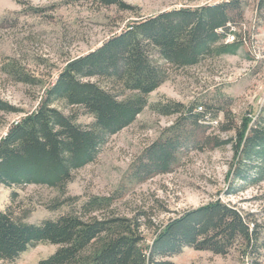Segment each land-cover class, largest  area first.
Segmentation results:
<instances>
[{
  "label": "trees",
  "instance_id": "1",
  "mask_svg": "<svg viewBox=\"0 0 264 264\" xmlns=\"http://www.w3.org/2000/svg\"><path fill=\"white\" fill-rule=\"evenodd\" d=\"M85 1L133 10L122 0ZM254 1L257 12H264V0ZM249 4L250 0H221L139 17L94 51L66 62L37 108L11 123L0 138V186L55 189L59 198L49 209H70L39 224L0 210V261L13 263L38 245H53L57 250L38 264H173L169 259L185 249L221 257L237 250L241 261L261 264L264 224L221 200L183 211L155 227L144 211L131 216L120 213L119 197L89 196L78 206L79 198L66 193L74 173L94 162L111 136L134 123L148 106L147 96L171 72L198 66L208 58L238 54L244 39L231 26L243 22ZM229 37L231 42L226 41ZM5 69L17 82L36 84L15 61ZM126 92L130 95L121 98ZM58 103L81 108L93 123L77 124L78 114H64ZM150 108L176 119L133 163L127 184L171 173L188 151L226 146L232 151L227 195L264 181V107L256 116L243 115L239 122L231 110L211 103L195 101L187 106L166 100ZM0 112L21 111L0 99ZM220 112L222 121H218ZM11 197L13 201L14 194ZM143 228L154 229L149 245Z\"/></svg>",
  "mask_w": 264,
  "mask_h": 264
},
{
  "label": "rangeland",
  "instance_id": "2",
  "mask_svg": "<svg viewBox=\"0 0 264 264\" xmlns=\"http://www.w3.org/2000/svg\"><path fill=\"white\" fill-rule=\"evenodd\" d=\"M18 1L20 3L0 0V99L21 111L0 112V138L11 123L37 108L44 90L54 82L68 60L94 51L139 17L221 0H122L133 8L127 11L85 0ZM231 29L241 33L244 39L238 54L208 58L198 66L171 72L169 79L147 96L148 106L134 123L111 136L95 161L74 173L66 188L67 196L78 197V206L89 196L119 197L116 207L120 213L131 216L144 211L155 227L183 211L216 200L251 213L258 223L264 224V181L243 192L226 194L231 185L229 146L221 150L188 151L171 173L154 176L140 184H127L126 179L142 152L175 122L173 116L154 113L151 105L166 100L187 106L195 101L211 103L215 108L222 106L231 110L236 122L246 114L256 116L264 107V12L258 13L255 1L250 0L243 22ZM12 61L34 77L36 84L15 81L5 69ZM129 95L126 92L121 98ZM56 106L64 114L76 112V123L83 127L93 123V118L83 114L81 108L66 107L64 103ZM219 120H223V112L219 113ZM57 198L58 191L47 187L0 186V210L25 217L30 224L55 220L69 212L67 206L55 211L49 209ZM142 230L145 243L149 245L154 229ZM56 250L57 246L38 245L17 261H0V264H38ZM261 255L259 263L264 264V249ZM169 261L173 264H250L248 259L240 260L237 250L221 257L185 249Z\"/></svg>",
  "mask_w": 264,
  "mask_h": 264
},
{
  "label": "built area",
  "instance_id": "3",
  "mask_svg": "<svg viewBox=\"0 0 264 264\" xmlns=\"http://www.w3.org/2000/svg\"><path fill=\"white\" fill-rule=\"evenodd\" d=\"M229 39L231 40V38L229 37ZM199 109H201V108H199Z\"/></svg>",
  "mask_w": 264,
  "mask_h": 264
}]
</instances>
